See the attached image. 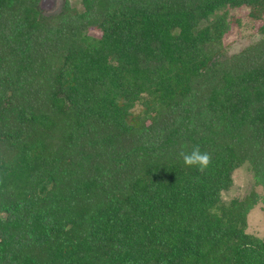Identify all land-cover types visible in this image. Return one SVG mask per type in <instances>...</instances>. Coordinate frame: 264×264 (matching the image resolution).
Wrapping results in <instances>:
<instances>
[{
    "label": "trees",
    "instance_id": "trees-1",
    "mask_svg": "<svg viewBox=\"0 0 264 264\" xmlns=\"http://www.w3.org/2000/svg\"><path fill=\"white\" fill-rule=\"evenodd\" d=\"M46 1L0 0V264H264L221 199L264 190V0Z\"/></svg>",
    "mask_w": 264,
    "mask_h": 264
},
{
    "label": "rangeland",
    "instance_id": "rangeland-1",
    "mask_svg": "<svg viewBox=\"0 0 264 264\" xmlns=\"http://www.w3.org/2000/svg\"><path fill=\"white\" fill-rule=\"evenodd\" d=\"M75 6H79V0H70ZM59 2L56 0H47L43 8L46 11H52L58 7ZM248 10L246 8L233 9L230 11V17L239 20V24H232L227 34L223 37L222 43L225 46L227 55L237 53L243 47L257 39L254 33L261 22L251 21L248 18ZM93 34V31H90ZM139 109V108H138ZM137 109V110H138ZM232 186L229 191L223 192L221 199L228 202L231 199H241L246 195L254 194L252 197L256 202L250 208L246 215V232L258 237H264V190L261 186L256 185L253 181L251 172L247 166L235 169L231 175ZM252 196V195H251Z\"/></svg>",
    "mask_w": 264,
    "mask_h": 264
},
{
    "label": "clouds",
    "instance_id": "clouds-1",
    "mask_svg": "<svg viewBox=\"0 0 264 264\" xmlns=\"http://www.w3.org/2000/svg\"><path fill=\"white\" fill-rule=\"evenodd\" d=\"M183 164L187 167L195 166L198 171H205L211 163V156L207 152H201L198 145L193 146L190 152L182 150L178 153Z\"/></svg>",
    "mask_w": 264,
    "mask_h": 264
}]
</instances>
